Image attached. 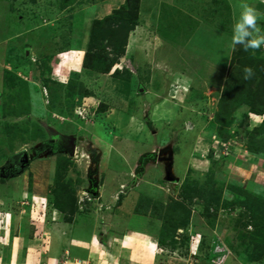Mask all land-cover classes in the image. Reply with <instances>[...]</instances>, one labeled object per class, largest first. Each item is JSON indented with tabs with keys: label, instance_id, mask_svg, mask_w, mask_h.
Here are the masks:
<instances>
[{
	"label": "rangeland",
	"instance_id": "1",
	"mask_svg": "<svg viewBox=\"0 0 264 264\" xmlns=\"http://www.w3.org/2000/svg\"><path fill=\"white\" fill-rule=\"evenodd\" d=\"M138 1L121 52L101 44L112 60L103 72L105 59L86 67L98 54L85 59L93 20L125 0H0V264H65L43 258L63 233L143 223L135 205L152 184L135 186L161 174L149 153L163 151L173 179L160 175L151 198L162 206L146 213L155 264H264V215L244 204L249 192L264 198V159L246 149L264 113L235 104L215 121L241 58L230 47L239 0ZM246 2L264 13V0ZM259 23L264 31V15ZM250 53L264 59V47ZM72 135L75 148L63 147ZM57 183L65 212L47 204ZM119 186L134 189L121 200ZM172 214L175 248L158 243Z\"/></svg>",
	"mask_w": 264,
	"mask_h": 264
},
{
	"label": "trees",
	"instance_id": "2",
	"mask_svg": "<svg viewBox=\"0 0 264 264\" xmlns=\"http://www.w3.org/2000/svg\"><path fill=\"white\" fill-rule=\"evenodd\" d=\"M138 3V0H125L124 4L113 9L111 14L106 15L102 19L93 20L94 31L88 49L85 53V59L89 56L90 51L93 49H95L96 54H98L94 57L95 63H91V65L87 63L86 67L91 70H98V63L104 62L103 60L105 59L107 61V65L103 64V67L101 66L99 71L104 72L105 69H110L112 60L108 57L107 52L99 53L103 51L101 50V44L103 40L107 39V43L112 45V49L117 54L121 52L119 49H117V47L120 45L123 46L127 40L128 31L136 26L138 17ZM238 52V54L241 55V58L236 59L234 57L232 58L233 60H231L232 65L236 64L234 67L235 69L233 72H231L228 78L230 81L227 79L229 82L226 84L221 97V109L219 110L220 115L217 117L215 116V121L220 124H222V121H220L221 112L223 111V113L226 114L227 111V116H229L232 112L231 108H233L235 104L247 105L249 107L248 110L250 113H264V59L253 56L250 53L251 50L244 51V49L241 48V50L239 49ZM238 63L241 65L237 66ZM246 66L252 67L254 70V76L250 80L243 79V69ZM224 114L222 116H224ZM228 122L229 120L226 121V123ZM209 134L210 131H208V129L202 133V135H205L207 139L211 136ZM224 139H226V137H224ZM246 149L253 155H261V157L264 159V123L248 132ZM222 158L226 157L222 155ZM58 184L59 183H57L56 186L51 187L50 194L52 195V198H46L47 204L51 205L60 212H65L66 202H64L61 194L58 193ZM62 184H59V186L64 187ZM244 191L245 190L243 189V192ZM246 197L247 200L244 204H246L248 209L252 212L258 208L257 212H261L264 215V198L258 197L253 193L250 194V192L247 193ZM68 201L69 206H75V202H73L71 198H68ZM176 204L179 206L181 205L179 203ZM159 206H162L159 201L153 200L150 196L141 194L139 195L136 202L135 212L139 214H146L148 209L151 207L149 209L150 213L155 214L153 212L156 211V208ZM179 215L181 216V214ZM179 215L177 216L172 214L169 216L172 218L171 224L169 223V226L161 227V236L159 237L158 243L161 245L163 244L164 246H169L170 248L176 247L177 241L175 232L178 228L177 222H180L181 220Z\"/></svg>",
	"mask_w": 264,
	"mask_h": 264
},
{
	"label": "crops",
	"instance_id": "3",
	"mask_svg": "<svg viewBox=\"0 0 264 264\" xmlns=\"http://www.w3.org/2000/svg\"><path fill=\"white\" fill-rule=\"evenodd\" d=\"M195 148L194 150H196ZM171 157L173 156L171 155ZM170 160H172V158H170ZM160 168L162 171L161 174L159 173L158 177L152 182L143 180L140 177L141 179L135 187L143 186L146 183L149 186L152 184V188L142 190V195L154 197L161 194L159 190L161 187V180L159 177L160 175H165V173L163 172L162 166H160ZM172 168L173 167L170 166V169ZM142 176L145 177L144 175ZM153 182H155V186ZM120 186L122 187L124 184L120 183ZM121 187L119 189V194L123 195L120 196L121 200L122 198H127L128 194L134 189V187H131L126 192H121ZM112 196L114 198L116 196L118 197L115 192ZM118 204H120V202ZM136 214L142 217L143 223L137 224L136 226H131L128 222H124L122 225L119 224L118 229H123L119 234L117 230L115 231L116 234L114 232L108 235L95 234L93 237L91 236L92 230L82 233L76 232L75 235L69 237L66 233H63V237L61 239L59 238V242L62 244V246L60 244L61 248L54 252L53 243H51L49 254L47 255V252H43V258H47V260L51 262L53 261L52 263H56V261H59V258H62L65 260V264H155V260L161 255L159 251H157L159 246L155 244L156 240L154 234L156 226L148 220L150 217L146 214ZM126 217H133V214H127ZM53 242H55V240ZM59 242L57 241V244Z\"/></svg>",
	"mask_w": 264,
	"mask_h": 264
},
{
	"label": "clouds",
	"instance_id": "4",
	"mask_svg": "<svg viewBox=\"0 0 264 264\" xmlns=\"http://www.w3.org/2000/svg\"><path fill=\"white\" fill-rule=\"evenodd\" d=\"M238 8V15H237ZM234 23L233 34L231 37L230 47L235 50L237 46H241L244 51L256 50L264 47V31L260 27V17L264 13H260L254 6L246 2V0H239L237 6L233 9ZM244 80H250L254 76L252 67L246 66L243 69ZM257 122H253L255 126ZM165 176V175H164ZM195 238L190 240V243ZM161 248V247H159Z\"/></svg>",
	"mask_w": 264,
	"mask_h": 264
},
{
	"label": "flooded vegetation",
	"instance_id": "5",
	"mask_svg": "<svg viewBox=\"0 0 264 264\" xmlns=\"http://www.w3.org/2000/svg\"><path fill=\"white\" fill-rule=\"evenodd\" d=\"M69 137L70 136H66V138L62 139L61 142H60V144L63 147L73 149V148H75V140L73 141ZM149 154H147V155H149V157L151 158V161H154L155 163H158L160 166H162L163 172L165 173L166 167L169 164V160H170V159L167 158L168 155H166V152H164V151L163 152H159V153H157V152H154V153L150 152ZM147 155H145L144 158H147Z\"/></svg>",
	"mask_w": 264,
	"mask_h": 264
},
{
	"label": "water",
	"instance_id": "6",
	"mask_svg": "<svg viewBox=\"0 0 264 264\" xmlns=\"http://www.w3.org/2000/svg\"><path fill=\"white\" fill-rule=\"evenodd\" d=\"M190 126H191V122H188V123H187V127L189 128ZM69 138H71V139L73 140V139H75V136L72 135V136H70ZM170 165H171V164H168V165H167V167H166V171H165L166 178H167L168 180L173 179V177H171V169H170Z\"/></svg>",
	"mask_w": 264,
	"mask_h": 264
}]
</instances>
